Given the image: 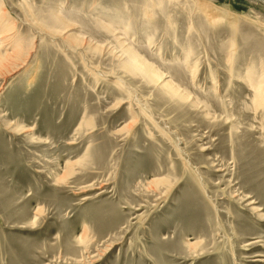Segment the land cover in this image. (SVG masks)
<instances>
[{"label": "rangeland", "instance_id": "rangeland-1", "mask_svg": "<svg viewBox=\"0 0 264 264\" xmlns=\"http://www.w3.org/2000/svg\"><path fill=\"white\" fill-rule=\"evenodd\" d=\"M0 17V264H264V4Z\"/></svg>", "mask_w": 264, "mask_h": 264}, {"label": "bare ground", "instance_id": "bare-ground-1", "mask_svg": "<svg viewBox=\"0 0 264 264\" xmlns=\"http://www.w3.org/2000/svg\"><path fill=\"white\" fill-rule=\"evenodd\" d=\"M255 1H258V2H260V3H262V4H264V0H255ZM1 16H2V14H1ZM1 18V17H0ZM3 25H1V27H2ZM66 32H70L71 30H73L72 28H70V26L69 27H66ZM2 38V37H1ZM67 39H70V40H73V41H76V42H78L79 40H80V38H78L77 36H72V35H67V37H66ZM7 41V40H6ZM5 42V41H4ZM131 55V54H130ZM9 56V55H8ZM14 57V56H13ZM134 58V57H133ZM137 58V57H136ZM2 59H4V58H2L1 56H0V66H1V64H2ZM10 59V58H9ZM132 60V59H131ZM133 62H135L137 65L138 64H141L139 61H137L136 59H134L133 60ZM23 66V64L21 65V67ZM2 67V66H1ZM145 67V66H144ZM21 70V69H20ZM2 71V70H1ZM150 75L152 74L153 75V73L151 72V73H149ZM248 75V74H247ZM154 76V75H153ZM251 79V78H250ZM250 82H252L251 80H250ZM255 90H256V92H257V94H259V92L260 91H262L263 89H264V82H260L259 84H255Z\"/></svg>", "mask_w": 264, "mask_h": 264}]
</instances>
